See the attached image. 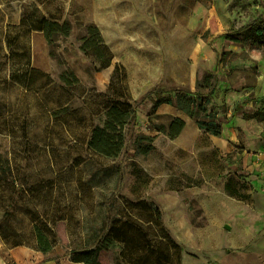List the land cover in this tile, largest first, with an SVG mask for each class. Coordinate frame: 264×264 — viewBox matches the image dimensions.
Instances as JSON below:
<instances>
[{
	"label": "rangeland",
	"instance_id": "obj_1",
	"mask_svg": "<svg viewBox=\"0 0 264 264\" xmlns=\"http://www.w3.org/2000/svg\"><path fill=\"white\" fill-rule=\"evenodd\" d=\"M35 11L68 20L71 33L49 44L39 31L24 36L10 29ZM87 24L98 27L112 53L106 68L98 70L80 50ZM249 25L264 28V0H0V194L8 196L0 201V221L4 205L15 207L23 196V208L39 213L70 204L72 222L80 225L53 224L56 246L47 253L22 248L12 254L0 245V264H83L70 253L81 247L86 222L108 226L126 202L143 199L160 211L182 264H264V190L248 185L249 203L230 196L228 176L244 180L242 168L230 166L232 153L220 156L203 135L189 151L180 150L165 132L173 114L190 118V135L203 130L175 101L153 109L157 97L174 98L177 91L206 96V114L225 122L239 105L233 118L240 120V138L264 147V120L249 117L264 114V31L258 41L241 38ZM8 33L20 37L26 53L8 47ZM22 70L30 71V80ZM12 72L20 78L12 80ZM67 73L78 82L64 84L60 77ZM207 75L208 85L199 87ZM110 88L124 90L134 109L115 158L86 147L91 126L102 125ZM248 120L262 124L260 134L242 131ZM147 144V154L138 152ZM48 178L55 181L51 188ZM21 184L34 194L22 193ZM11 211L7 221H19L28 240L29 215ZM118 252L100 253L101 263L117 264Z\"/></svg>",
	"mask_w": 264,
	"mask_h": 264
},
{
	"label": "trees",
	"instance_id": "obj_2",
	"mask_svg": "<svg viewBox=\"0 0 264 264\" xmlns=\"http://www.w3.org/2000/svg\"><path fill=\"white\" fill-rule=\"evenodd\" d=\"M10 29H19L24 36L31 31H39L43 34L46 42L52 44L57 37H67L72 31V26L68 20L60 22L45 17L35 11L32 20L29 21L25 16H22L18 26L14 25L10 27ZM262 31H264V28L249 25L246 28H242L240 37L246 39L247 36H250L253 37L255 41H258L257 36L261 35ZM19 38L20 37L11 36L8 33V47L10 49L18 47L20 54H24L27 48ZM80 50L93 60L98 70L108 67L113 58L98 27L94 24H87L85 26L84 34L80 36ZM26 65V67L29 68V59L26 61ZM117 70L118 69L115 68L116 74ZM22 72L27 80H30V71L22 70ZM10 77L12 80L16 81L20 78V75H14L12 72ZM60 79L66 85H73L78 82L75 76L69 73L62 74ZM209 79L210 75L205 76L202 80V85L200 84L201 86L199 87L207 86ZM32 87H35L34 83H32ZM108 90L110 94L107 95L102 109L104 116L102 125L91 126L86 141V147L87 150L94 155L115 158L121 153L124 147V129L131 121L134 115V109L127 100L128 98L124 90H116V92L111 88ZM174 101L177 107L196 120L198 127L203 130L204 134L213 136L221 135L223 123L225 121L219 119L212 112L206 114V105L208 103L206 96L191 95L186 92L177 91L174 98L169 94L157 97L153 109L162 103L172 104ZM239 107V105L235 107L233 115L238 114ZM200 114L202 117H199ZM249 117L264 120V114L259 112ZM184 125L185 123L182 119L174 117L168 124L165 132L170 139H174L180 134ZM147 139L150 140L149 138ZM137 149L141 154H147L152 149V146L147 144L146 146H137ZM48 180V184L51 188V183L53 185L55 181L52 180V178V182L50 178H48ZM4 181L5 180L0 179V184ZM237 182L238 181L234 182L233 178L228 176L224 183L225 192L238 200L249 203L251 194L248 193V189L250 188L248 185L250 184L245 180L241 183ZM44 184L45 181L39 183L36 187L44 186ZM21 186L22 193L23 191H29L32 195L34 194V187L30 188L27 186V188H24V184H21ZM78 189L79 194L80 187H78ZM87 189L88 186L86 182V188L82 187L83 193ZM81 197H83L82 193L80 194V199ZM22 198L23 196L16 202L18 209L17 205L14 207L13 201L8 204L10 207L6 204L3 207V212H5H2L4 221H0V237L9 246H33L36 250L47 253L52 251L56 246L55 241L52 239L54 237L53 224L55 225L59 221H63L68 224L67 226H80L77 225V222H72V212L70 211L72 206L70 204L64 205L58 203L61 206L39 213V211L36 212L37 210L31 207L24 209L20 204ZM5 200L8 202V196L4 193L0 194V201L5 203ZM54 200L55 198L53 196L52 201ZM11 208L17 212L29 215L31 231L28 240H26L22 234V224L19 221H7L8 216L10 214L12 215ZM122 210L121 213H117L118 217L112 218L108 226L103 223L102 226L97 229L90 227L86 222V226L82 233L81 247L79 249H72L70 260L75 263L102 264L99 258L100 253L117 249L119 251V262L117 264H182L180 260L181 249L163 227L160 211L152 202H147V199L137 202L128 201ZM135 216L139 219H144L145 222L142 223L136 219Z\"/></svg>",
	"mask_w": 264,
	"mask_h": 264
},
{
	"label": "crops",
	"instance_id": "obj_3",
	"mask_svg": "<svg viewBox=\"0 0 264 264\" xmlns=\"http://www.w3.org/2000/svg\"><path fill=\"white\" fill-rule=\"evenodd\" d=\"M169 111L170 106L168 104H163L162 112L166 113ZM173 115L174 117L182 119L185 123L180 134L176 138H174L175 144L180 150L189 151L190 145H194L196 137L203 135V138L208 141V144L212 147V149L219 152L220 156H222L223 154L232 153L230 166L234 167L235 169L240 166L242 168V171H239L244 173L243 179L245 181H249L250 185L254 188H262V190H264V147H261L259 142L242 141L239 136L241 132H239L238 129L240 120L233 118L236 117V115L228 112L227 115H231L232 119L223 123L222 133L220 136L206 135L203 134L201 130H197L200 134L197 133L196 136L190 135L191 133H195V129L193 127L194 124L190 120V118L176 113ZM257 125L262 124L253 122V120H248L242 124V131H244L245 129L249 134L252 133V135H258L260 134L261 126ZM247 139H249V137H246V140ZM0 243V245L8 248V250L12 254H16L17 251L22 248L29 250L31 248V250L38 251L33 246H9L1 237ZM0 263H3V260L0 259Z\"/></svg>",
	"mask_w": 264,
	"mask_h": 264
},
{
	"label": "bare ground",
	"instance_id": "obj_4",
	"mask_svg": "<svg viewBox=\"0 0 264 264\" xmlns=\"http://www.w3.org/2000/svg\"><path fill=\"white\" fill-rule=\"evenodd\" d=\"M108 72L105 73V76H107Z\"/></svg>",
	"mask_w": 264,
	"mask_h": 264
}]
</instances>
